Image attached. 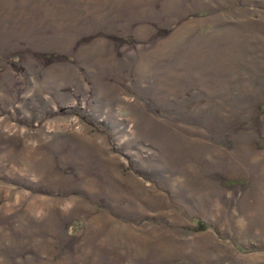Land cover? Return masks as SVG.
Returning <instances> with one entry per match:
<instances>
[{
  "label": "rangeland",
  "instance_id": "obj_1",
  "mask_svg": "<svg viewBox=\"0 0 264 264\" xmlns=\"http://www.w3.org/2000/svg\"><path fill=\"white\" fill-rule=\"evenodd\" d=\"M0 264H264V0H0Z\"/></svg>",
  "mask_w": 264,
  "mask_h": 264
}]
</instances>
